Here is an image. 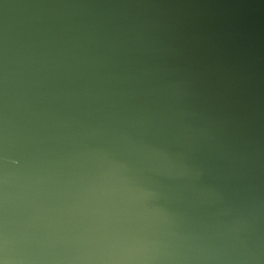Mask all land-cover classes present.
Here are the masks:
<instances>
[{
	"label": "water",
	"instance_id": "obj_1",
	"mask_svg": "<svg viewBox=\"0 0 264 264\" xmlns=\"http://www.w3.org/2000/svg\"><path fill=\"white\" fill-rule=\"evenodd\" d=\"M0 264H264V0H0Z\"/></svg>",
	"mask_w": 264,
	"mask_h": 264
}]
</instances>
